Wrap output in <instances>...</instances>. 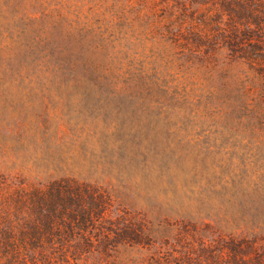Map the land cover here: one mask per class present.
<instances>
[{
    "label": "rangeland",
    "instance_id": "374dc122",
    "mask_svg": "<svg viewBox=\"0 0 264 264\" xmlns=\"http://www.w3.org/2000/svg\"><path fill=\"white\" fill-rule=\"evenodd\" d=\"M99 1L70 19L112 23L118 84L0 46V180L74 177L160 232L185 219L264 231V61L241 55L264 49V0ZM154 248H122L116 263H151Z\"/></svg>",
    "mask_w": 264,
    "mask_h": 264
},
{
    "label": "trees",
    "instance_id": "16d2710c",
    "mask_svg": "<svg viewBox=\"0 0 264 264\" xmlns=\"http://www.w3.org/2000/svg\"><path fill=\"white\" fill-rule=\"evenodd\" d=\"M70 1L0 0V46L19 41L75 72V81L118 84L115 70L106 67L108 50L117 41L108 32L112 23L70 19L82 15L80 0ZM120 12L115 10V16ZM256 48L261 49L244 48L242 57L264 61ZM109 196L74 177L43 185L2 178L0 264H108L110 258L117 264L119 250L132 246H155L148 249V264H264V231L257 226L227 231L216 223L185 219L174 230L160 232L145 218H124Z\"/></svg>",
    "mask_w": 264,
    "mask_h": 264
}]
</instances>
